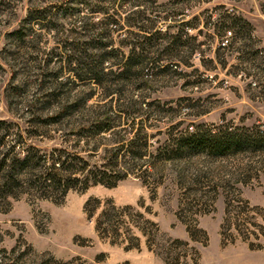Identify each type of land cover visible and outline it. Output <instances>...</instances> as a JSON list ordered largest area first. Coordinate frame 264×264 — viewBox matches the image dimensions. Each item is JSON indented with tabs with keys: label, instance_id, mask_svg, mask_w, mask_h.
Masks as SVG:
<instances>
[{
	"label": "rangeland",
	"instance_id": "374dc122",
	"mask_svg": "<svg viewBox=\"0 0 264 264\" xmlns=\"http://www.w3.org/2000/svg\"><path fill=\"white\" fill-rule=\"evenodd\" d=\"M60 4L78 11L65 15ZM130 6L122 0H0V121L7 131L0 153L57 155L62 149L92 167L139 129L146 142L138 159L126 146L120 149L118 160L125 159L130 170L114 186L82 189L77 183L64 195H43L24 185L0 194L1 262L264 264V146L221 155L193 150L172 159L151 156L168 138L198 129L264 135V0H147L137 6L162 31L150 43L139 26L149 22H127ZM33 7L49 9L43 23L54 21L56 28L36 21L25 27ZM226 12L236 16L235 36L219 23ZM63 41L91 54L99 51L89 48L96 43L149 58L131 61L127 78L107 77L114 95L109 103L102 85L86 75L81 79L60 58ZM121 62L105 61V70ZM105 115L111 129L79 132L80 125ZM88 198L100 199L95 215L106 199L120 207L126 220L120 243L99 236L95 216L84 210ZM130 234L139 236V247L124 249L133 242Z\"/></svg>",
	"mask_w": 264,
	"mask_h": 264
},
{
	"label": "trees",
	"instance_id": "16d2710c",
	"mask_svg": "<svg viewBox=\"0 0 264 264\" xmlns=\"http://www.w3.org/2000/svg\"><path fill=\"white\" fill-rule=\"evenodd\" d=\"M128 2L130 7H128V12L126 13L127 22H137L141 20H146L149 24L143 23L139 25L143 27L146 33L143 36V40L150 43L153 39L161 37L162 31L160 29H155L154 22L155 19L145 17V10L139 6V4L145 3L147 0H122ZM149 2V1H148ZM138 5V6H137ZM137 6L136 8H132ZM61 9V4L57 6ZM71 8L69 11L64 9V14H74L77 10L75 7ZM50 10L46 7H33L29 9L27 15L24 18V26L31 25L36 21L41 26L53 29L56 28V23L49 20L48 23H43L48 16ZM119 15V14H117ZM112 16V21L117 23L118 16ZM117 16V17H116ZM223 19L219 20L222 30L225 32L228 30L230 34L234 29V36L236 35L235 27L237 24L236 16L226 12L223 15ZM86 25V24H85ZM92 26V25H91ZM90 27V26H89ZM232 29V30H231ZM18 38H21V33L19 31H14ZM166 33V32H165ZM136 35H138L136 33ZM101 36V33H100ZM175 35H169V37H174ZM165 37V36H164ZM98 42V41H97ZM79 43V41H77ZM71 41H63V49L65 54L60 55L64 61H67L71 70L74 71L77 76L81 79L86 75L92 81L103 86L104 95L109 96V103L113 99L112 88H110V82L107 77L110 74L115 75L117 79H124L128 77L130 68L133 66L131 61H147L148 56L140 57L141 52L135 54L134 49L131 50V54L125 56L119 54L115 48H110L108 50H103V46L92 44L89 48H96L99 51L96 54H91L86 51L87 48L80 47L78 44L73 45ZM102 48V49H101ZM123 61L117 65L114 70L112 67L105 70V61ZM73 64V65H72ZM143 64H140L139 68H143ZM92 95L91 92L84 94L82 97V103L86 104L87 99ZM112 105H110L111 107ZM111 118L109 116L104 117H93L88 126L80 125V131L84 130L85 127L90 128V126L95 127L94 132L105 131L112 128ZM5 126L3 122L0 121V140L3 139L6 134ZM141 129L137 130L136 135L129 141H123L120 138L117 142L118 144L113 148L114 152L109 156L104 162L100 164H94L89 167V162L84 160L77 153H69L65 150H58V154L53 153L47 155L31 154L29 151L25 152L24 155L19 157L15 153L7 155L6 153H0V194H9L13 189L20 188L24 185L37 189L43 195L48 193H60L64 195L69 188L76 186L77 183H81V188L88 187L91 183H103L107 186H114L117 181L125 177L130 170L124 167L126 160L119 161L117 154L120 149L126 146L127 152L132 155V158H140L141 154L146 151V142L142 141L140 136ZM82 136V133H78ZM264 146V135H261L258 139H253L247 135L236 134L232 131L222 132L217 130L216 132H211L207 130L198 129L193 132L181 135L179 137L168 138L166 143L156 154L151 155L153 158L161 159H172L177 156L184 155V152L188 151H207L215 155L225 154L229 151L236 152L246 149H257L263 148ZM143 151V152H142ZM64 153V154H62ZM141 168V164L135 165ZM133 170V169H131ZM148 168L145 166L141 172L147 171ZM142 181L146 183V179L141 177ZM101 205L99 198H88L84 203V210L87 216L90 218L95 216V229L99 236L108 237L111 243H120L122 240L118 239L121 235L120 226L126 223V220L121 216L120 207L116 206L111 199H106L103 203L101 209L95 215L97 208ZM130 205H125L122 208H128ZM143 217V213H139ZM150 221L149 219H145ZM135 226L139 231L147 236V231L142 227V225L135 223ZM126 230H131L126 226ZM131 243H125L124 249H131V247H139V236L138 235H127ZM147 246L151 250L148 237ZM252 245V244H251ZM0 259V264H3ZM173 263H180L178 259L174 260ZM12 264V263H4ZM124 264H128L125 262Z\"/></svg>",
	"mask_w": 264,
	"mask_h": 264
}]
</instances>
